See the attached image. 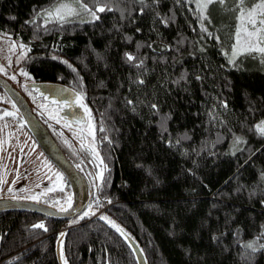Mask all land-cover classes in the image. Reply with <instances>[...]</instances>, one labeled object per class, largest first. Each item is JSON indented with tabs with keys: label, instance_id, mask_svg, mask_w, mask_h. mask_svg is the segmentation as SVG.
I'll return each instance as SVG.
<instances>
[{
	"label": "trees",
	"instance_id": "16d2710c",
	"mask_svg": "<svg viewBox=\"0 0 264 264\" xmlns=\"http://www.w3.org/2000/svg\"><path fill=\"white\" fill-rule=\"evenodd\" d=\"M83 1L113 10L60 19L47 12L72 0H0V30L30 46L32 77L84 98L104 169L94 214L0 213V264H60L62 232L67 264H137L101 215L148 264H264V63L237 44L238 0L204 11L195 0Z\"/></svg>",
	"mask_w": 264,
	"mask_h": 264
},
{
	"label": "flooded vegetation",
	"instance_id": "af4514ba",
	"mask_svg": "<svg viewBox=\"0 0 264 264\" xmlns=\"http://www.w3.org/2000/svg\"><path fill=\"white\" fill-rule=\"evenodd\" d=\"M2 73L23 94L33 112L47 126L76 166L87 174L94 187L93 173L102 162L96 144L89 136L90 117L87 122H79L78 119L69 120L64 115L66 105L48 100L44 95H40L36 90L27 86V83L41 82V80L33 78L16 82L8 73ZM35 102L41 108L36 109ZM81 102L86 106L83 97ZM29 140L36 145L38 155H41L45 162V166L41 165L48 170L47 177L41 169L40 178L34 177L33 161L36 160L34 152L28 151V145L25 146V141L29 144ZM71 191L72 188L66 176L50 160L33 132L26 125L23 112L16 107L9 92L0 86V198L27 199L55 206V202L69 195ZM32 197H37L38 200ZM84 216L78 215L74 220ZM1 237L0 232V257L5 253Z\"/></svg>",
	"mask_w": 264,
	"mask_h": 264
},
{
	"label": "water",
	"instance_id": "95a60500",
	"mask_svg": "<svg viewBox=\"0 0 264 264\" xmlns=\"http://www.w3.org/2000/svg\"><path fill=\"white\" fill-rule=\"evenodd\" d=\"M0 86L9 92L16 107L23 112L26 125L33 132L35 138L50 160L54 162L66 176L72 188L71 193L64 198L62 205L59 207L27 199L0 198V213L10 211L32 212L46 218L61 221L77 217L90 206V202L93 198L94 187L89 177L82 169H78L72 159L55 140L47 126H45L33 112L26 98L14 87L10 80L2 74H0ZM27 86L36 90L40 95H44L48 100L66 105L64 115L69 120L78 119L79 122H87L88 117L91 115L86 106L81 102L82 96L80 93L64 83L32 81L27 83ZM65 203H69V205L63 208ZM61 208L67 209V211H61ZM89 212L94 213V210L91 208ZM114 223L117 224L116 222ZM117 225L123 229L119 224ZM123 231L127 236V239H125L135 255L137 264H148L146 254L138 241L125 229H123ZM64 235H60L57 241V257L60 264H65L62 257Z\"/></svg>",
	"mask_w": 264,
	"mask_h": 264
},
{
	"label": "rangeland",
	"instance_id": "374dc122",
	"mask_svg": "<svg viewBox=\"0 0 264 264\" xmlns=\"http://www.w3.org/2000/svg\"><path fill=\"white\" fill-rule=\"evenodd\" d=\"M72 1H73L72 3L71 2H58L57 4H55V6H53V10L60 4H66L70 8L76 9L78 13L83 12V10L79 8V4L77 3V0H72ZM80 2L84 3L83 0H80ZM199 2L203 4L205 0H199ZM256 3H259V1H257ZM259 11L260 10L253 12L251 17L245 14L239 19L240 43L238 45L241 48L248 47V44L246 41L249 39V37L247 36V33L253 30L252 25L249 23L250 19H255L257 21L258 28H264V25L259 24V20L261 19V17L259 16ZM62 12H63L64 17H69V16L74 15V14H69L67 10H62ZM49 17L59 18L55 14ZM89 17L93 18L91 15H89ZM260 35H264V33L258 32L256 35L251 37V40L255 41L257 37ZM20 45H23L24 47L22 48L20 47ZM259 46H263V45H259ZM29 50H30L29 45L23 43L20 39L15 38L9 32L0 30V70L5 73H8L10 77H15L14 81L16 82L27 81V80L33 79L32 75L28 72V70L26 69V66L24 65V59L27 56ZM21 71L26 72L27 76L22 75ZM34 107L36 109L39 107L36 102L34 104ZM261 122H264V121H261ZM261 122H259L258 125H260ZM89 136L93 139L94 143L96 144V148H97L98 141L96 138V134L94 132V123H93L92 117H90L89 119ZM73 137H75L74 133H73ZM90 144L91 146H93L91 141H90ZM26 145H28V149H27L28 151L30 150L31 152H34V157L36 159L33 161L34 177L36 179L40 178V169L42 172L46 174V177H47L48 170L44 169L41 165V164L44 165L45 162L41 158V155H38L37 150H36V145L30 140H29V144L27 141H25V146ZM97 151H98V148H97ZM99 156L101 158L100 153H99ZM103 172H104V169H103V165L101 164L100 167L98 169H95L93 173V177H94L93 184H94L95 189L98 188L100 185ZM86 212H88V209H85L80 215H84Z\"/></svg>",
	"mask_w": 264,
	"mask_h": 264
},
{
	"label": "snow or ice",
	"instance_id": "6c2138e0",
	"mask_svg": "<svg viewBox=\"0 0 264 264\" xmlns=\"http://www.w3.org/2000/svg\"><path fill=\"white\" fill-rule=\"evenodd\" d=\"M177 2H179V0H177ZM213 2H217V3H221L222 4L224 2V0H205V2L203 4H201L199 2V0H196L197 7L200 8L201 10L206 9V7L209 4H212ZM77 3L79 4V8L82 9L83 11L89 13L93 17V19H99V16L97 15V12H104L106 10L107 11H112L113 10L112 8L107 7V5L97 7L95 10H93V9L89 8L86 4L80 2V0H77ZM97 3H100V0H97ZM246 3H247V0H238L239 15L240 16H244L245 14H247L248 16L251 17L253 12H255L257 10H260L259 11V16L261 17V19L259 20V24L260 25H264V0H260L259 3H253L251 9H248L246 7ZM62 10H67V12L69 14H78V11L76 9L70 8L66 4H60L53 11L47 12V15L51 16V15L55 14L60 19H64V15H63ZM12 19H15V18L13 17ZM249 23L252 25L253 30L247 33V36L249 37V39L246 41L247 44H248L246 52H248V53L259 52L261 54V62L264 63V46H259V45L264 44V35L258 36L255 41L251 40V37L256 35L258 32L259 33H264V28H258L257 27V21L255 19H250ZM236 35H237V44H239L240 43V29L239 28L237 29ZM20 47L23 48L24 46L20 45ZM235 48H236V46L234 45L233 57H235L237 55V53L235 51ZM126 56H127V59L129 61H133L135 59V57H133L131 54H126ZM230 63H235V60L234 59L230 60ZM137 66H139V65H137ZM21 74L27 76L26 72L21 71ZM11 78L15 79V77H11ZM140 83H143V81H140ZM128 103L132 104V101H128ZM151 107L155 108L156 105L153 104ZM225 107H226V105H225ZM5 114L6 115H13L12 113H5ZM257 128L260 130L261 134L264 135V122H261L260 125H257ZM236 143L237 144L242 143L241 138L238 137L237 140H236ZM9 191H11V189H9ZM32 198L38 200L37 197H32ZM110 202L111 201H109V203ZM61 211H67V209L61 208ZM92 214H94V213H92ZM84 215L87 216V215H89V213L86 212ZM100 219L106 221L107 223H109L110 226L112 228H114L118 233H120L121 236H125V238L127 239V236L124 233L123 229H121L113 221L109 220L108 217H106L104 215H101ZM33 227L34 228L43 229L44 231L48 230L45 227L44 224H36V225H33ZM60 235L63 236L64 233H61ZM244 247L246 249H250L251 252H253V253L255 251H257V247H256L255 243L246 244V245H244ZM259 247L261 249H264V245H259ZM245 258L247 259L249 257L246 255ZM65 264H67V261H65Z\"/></svg>",
	"mask_w": 264,
	"mask_h": 264
},
{
	"label": "bare ground",
	"instance_id": "6f19581e",
	"mask_svg": "<svg viewBox=\"0 0 264 264\" xmlns=\"http://www.w3.org/2000/svg\"><path fill=\"white\" fill-rule=\"evenodd\" d=\"M3 72V71H2ZM1 72V70H0V74H2L3 75V73ZM7 78V77H6ZM10 80V79H9ZM11 82V81H10ZM12 83V82H11ZM65 84V83H64ZM67 85V84H66ZM69 86V85H68ZM22 94V93H21ZM23 95V94H22ZM81 95V94H80ZM82 96V95H81ZM90 117H92L91 115H90ZM46 126V125H45ZM62 148V147H61ZM65 152V151H64ZM66 153V152H65ZM67 154V153H66ZM68 155V154H67ZM73 161V160H72ZM76 165V164H75ZM78 169H81V168H79L78 167ZM58 202V203H57ZM57 202H55V206H57V207H59L60 205H62V203H63V200H58ZM68 205H69V203H65L64 205H63V208H65V207H68ZM91 209V208H90ZM90 209H88V212H89V210ZM1 213H3V212H1ZM32 213V212H31ZM85 217V216H84ZM76 218V217H75ZM82 218V217H81ZM74 219V218H73ZM80 219V218H79ZM70 220H72V219H69L68 221H70ZM64 221H67V220H64ZM67 221V222H68ZM72 223V226H75V222L74 221H72L71 222Z\"/></svg>",
	"mask_w": 264,
	"mask_h": 264
}]
</instances>
